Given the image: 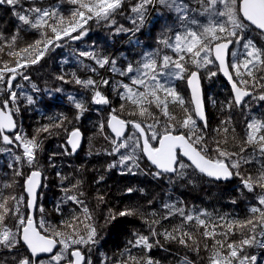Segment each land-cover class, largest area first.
Returning <instances> with one entry per match:
<instances>
[{"label":"snow or ice","instance_id":"6c2138e0","mask_svg":"<svg viewBox=\"0 0 264 264\" xmlns=\"http://www.w3.org/2000/svg\"><path fill=\"white\" fill-rule=\"evenodd\" d=\"M65 2L75 6L67 17L60 10V4ZM154 4L175 14V23L165 24L157 36L156 50L142 52L139 59L127 60L117 67L114 57L95 48L72 49L81 63L84 59L94 63L88 66L91 72L108 66L119 79H81L72 72L69 80L63 69L54 74V79L79 85L90 94L88 99L67 97L76 109L75 121H80L90 106H96L97 112H106L94 125L93 135L101 136L108 144L95 154L111 160L106 161L103 170L96 169L99 174L93 183L100 185L105 173L114 169L121 175L142 173L155 180L167 179L169 184L184 179L192 183L193 177L203 176L214 182L238 180V197L231 199L232 204L240 198L248 199V194L253 198L243 219L219 214L213 219L206 210L181 206L182 201L165 202L162 207L167 211L160 219L145 220L147 233L133 230L119 256L101 253L97 264H160L148 255L154 247H163L159 237L195 253L194 258L185 255L179 264H197L198 260L199 264H264V116L245 117L241 146L230 151L219 138L209 134L202 87L203 79L212 80L220 74L230 85L229 98L219 104V111L229 115L212 129L214 133L235 131L228 127L233 120L231 113L244 108L246 97L264 101V45L246 36L252 32L264 41V0H59L55 5L45 0H0V6H7L16 20L11 33L0 29V52L7 49V55L13 58L11 63H0V264H94L92 255L101 243L103 227L94 221L83 199L81 180L73 183L68 176L56 173L63 193L56 211L62 213V205L67 203L74 206L70 216L60 221V227L52 226L43 215L35 217L36 212L45 211L37 205L36 190L47 178L38 133L49 132V126H41L33 134L23 129L18 119L21 97L29 106L36 99L24 94L21 81L37 94L61 93L63 89L59 87L41 89L29 69L47 61L57 49L71 47L70 41H81L91 30L90 21L107 27L111 34L139 32L148 8ZM118 17L128 20L132 27L119 23ZM25 31L35 32L39 38L20 47L18 41ZM177 80L186 82L190 99L186 100L178 90ZM209 99L215 107L217 101ZM127 105L134 108L130 116L142 118H125ZM170 105L179 106L184 113L182 120L177 121ZM153 108L159 110L164 121ZM67 119L63 117L56 126L63 127ZM65 131L60 145L63 151L48 157V167L56 166L55 156L73 155L80 147V127ZM253 163L259 167L249 170L246 166ZM5 167L8 171H3ZM16 187L20 193L8 191ZM96 191L99 201L105 202L106 193L99 188ZM124 191L143 193L144 189L129 186ZM153 202L147 201L149 205ZM76 211L82 213L83 219ZM134 214L132 209L109 211L103 217L104 225L114 227L119 218ZM174 217L179 223L171 230L164 228L161 221L171 223ZM189 224L202 228V236L214 241L211 246L205 244L206 261L200 260L198 245H189L193 240L192 232L185 230ZM218 228L226 230L218 232ZM237 236L238 239H228Z\"/></svg>","mask_w":264,"mask_h":264},{"label":"trees","instance_id":"16d2710c","mask_svg":"<svg viewBox=\"0 0 264 264\" xmlns=\"http://www.w3.org/2000/svg\"><path fill=\"white\" fill-rule=\"evenodd\" d=\"M27 2V0H26ZM59 0H45L46 4L55 5ZM132 0H129L131 3ZM75 7L69 3H61L60 10L67 17L70 10ZM118 22L131 28L130 22L123 17H118ZM201 21H205L204 17H200ZM91 30L79 42L70 41L71 47H64L57 49L52 53L47 61H41L40 64L33 66L29 69L32 80L37 83L41 89H54L62 88L61 93L42 91L37 94L31 90L30 85L25 81L23 92L25 95H33L36 103L29 106L24 98L21 105V112L18 119L25 132L29 134L36 133L41 126H49V132L38 133L39 139L43 144V152L40 155L41 162L45 165L46 179H43V186L38 198V206L44 208V213L36 212V219L41 215L51 223L54 227H60V221L67 219L72 213L74 206L71 203L62 205V213L56 211V206L63 197L60 190V178L56 175L57 172L69 177L75 183L76 180H81V187L85 193V199L89 208L92 210L94 221L103 227V236L101 243L93 252L92 259L94 264L100 259V254L104 253L108 257L119 256L124 250L126 241L130 239V233L133 230L147 233L148 224L145 220L151 221L152 219H160L162 213L167 210L162 207L165 202L182 201L187 209L206 210L215 219L219 215H228L233 218L243 219L248 215V204L252 201V194H248V199L240 198L237 204H232V198H237L238 193L236 189L239 186L238 180H232L228 184L214 183L202 176L193 177L192 183L187 179L176 181L169 184L167 179L155 180L150 175L137 174L121 175L117 170H112L105 173V180L96 185L93 183L94 179L98 176L96 169L103 170L106 161H110L111 157L106 155H96L95 153L101 152L105 147H108L107 142L99 135H93L96 132L94 125L98 120L106 116V112H97L96 106H90V110L85 113L80 121H75L76 109L72 103L67 99L68 96L77 98L88 99L90 94L85 92L79 85L74 83H63L54 79V74L64 70L67 73V79L71 80V73L76 72L81 79L92 77L94 79L108 78L115 81L119 77L110 71L106 66L103 69L97 68V72L93 73L89 70L88 66H95L92 61L87 59L80 62V59L72 54V49L77 47L95 48L98 51L114 57L117 60V67L122 66L127 60L133 58L139 59L140 53L147 51H154L157 48L156 38L159 35L162 27L165 24L172 25L175 23V14L169 12L159 4H154L148 8L146 20L139 32L135 33H121L111 34L109 29L103 25H97L95 22L90 21ZM16 26V20L12 15L11 10L7 6L0 7V29H4L6 33H11ZM246 36L251 37L258 45H264V41L255 33H246ZM39 38L35 32L25 31L21 33L19 46L23 47L27 43L34 42ZM139 41V45L135 42ZM171 54V53H169ZM12 57L7 55V49L0 52V63H11ZM67 60V63L63 61ZM193 67L194 66H190ZM202 74L204 70H201ZM203 90L205 94L206 112L209 122L210 136L220 139L222 146L228 150H238L242 143V136L244 132V120L246 116L261 117L264 116V101H257L249 98L243 109L236 108L232 111V123L228 127L235 128V131H229L224 134L223 132L214 133L212 129L220 126V122L226 119L229 115L228 112H220L219 104L225 101L230 96L228 87L224 84L220 76L212 80L203 79ZM178 90H180L186 100L189 99L186 82L177 80L175 81ZM213 98L217 101L214 107L211 103ZM118 107V103L116 104ZM134 111L133 106L127 105L123 116L125 118L137 119L142 118L138 116H130L129 114ZM153 112L164 121L165 118L160 114L159 110L153 108ZM170 111L173 112L177 121L182 120L184 113L177 105H170ZM63 117L68 119L64 121L63 127L56 126V122ZM80 127L84 143L79 152L73 155H57L54 157L55 167H48L47 160L52 153H61L63 150L60 145L64 143L66 131L72 127ZM180 131H187L180 129ZM225 141L227 143H225ZM214 147V142H211ZM251 150L249 149V152ZM91 153V154H90ZM3 157L0 156V160ZM143 167V164H142ZM249 170L258 168L259 165L246 166ZM79 169V171H77ZM3 171H8L5 167ZM2 178V176H0ZM67 183V181H65ZM134 187L136 189H144V192L135 191L128 194L124 191L127 187ZM99 188L101 192L106 193L105 202H100L97 198L96 189ZM15 191V189H13ZM153 199V204L149 205L147 201ZM132 209L135 214L131 216L121 217L115 222V226L104 225L103 217L108 215L109 211L115 212L117 210ZM156 215L153 217L152 213ZM76 215L82 217L80 211H76ZM164 228L171 230V227L179 223L178 218H172L169 221L162 220ZM158 230L162 231L160 225H156ZM185 230H190L193 235V240L189 242L190 247L198 245L200 249V260H205L208 255V250L205 249V244L211 246L214 241L204 238L202 236L203 229L195 224H189ZM226 229H217L218 232ZM220 238V237H217ZM239 237H229L228 239ZM163 247H154L148 255L152 256L155 260L160 261V264H179V261L187 255L189 258H194L195 253L189 251L176 242L165 241L163 237H159ZM258 252L260 250H257ZM136 250H133V255H136ZM199 264V260L197 262Z\"/></svg>","mask_w":264,"mask_h":264},{"label":"water","instance_id":"95a60500","mask_svg":"<svg viewBox=\"0 0 264 264\" xmlns=\"http://www.w3.org/2000/svg\"><path fill=\"white\" fill-rule=\"evenodd\" d=\"M0 7H3V6H0ZM75 42H79V41H75ZM219 76H220V78L222 79V81H223L224 84L228 87V89H229V91H230V85L228 84V82L226 81V79L222 76V74H220ZM202 87H203V82H202ZM186 90H187V93H188V96H189V99H190L189 89H188L187 84H186ZM248 99H249V98L246 97V98H245V101H247ZM83 143H84V136H83V139H82V141H81L80 147L77 149V152L80 151V149H81L82 146H83ZM77 152H76V153H77ZM202 177H203V176H202ZM203 178L209 180V179L206 178V177H203ZM231 181H232V180H231ZM231 181H227V182H214V181H212V182H214V183H219V184H228V183H230ZM42 186H43V180H42L41 187L38 188V189L36 190V191H37V205H38V198H39V194H40V192H41ZM25 195H26V193H25ZM35 217H36V213H35Z\"/></svg>","mask_w":264,"mask_h":264},{"label":"rangeland","instance_id":"374dc122","mask_svg":"<svg viewBox=\"0 0 264 264\" xmlns=\"http://www.w3.org/2000/svg\"><path fill=\"white\" fill-rule=\"evenodd\" d=\"M202 22H205V21H202ZM8 191H13V189H9ZM15 192L16 193H20L21 192V189L19 187H16L15 188Z\"/></svg>","mask_w":264,"mask_h":264}]
</instances>
